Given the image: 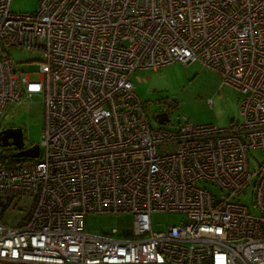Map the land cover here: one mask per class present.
I'll return each instance as SVG.
<instances>
[{
	"label": "built area",
	"instance_id": "1",
	"mask_svg": "<svg viewBox=\"0 0 264 264\" xmlns=\"http://www.w3.org/2000/svg\"><path fill=\"white\" fill-rule=\"evenodd\" d=\"M10 1L0 117L41 94L44 126L37 158L0 162V264H264V0H38L31 13ZM11 49L43 58L24 70ZM174 62L238 91L242 121L154 126L130 76ZM249 148L262 153L254 172ZM248 189L257 215L239 200ZM105 212L134 224L123 237L85 230L88 213ZM152 213L184 218L154 231Z\"/></svg>",
	"mask_w": 264,
	"mask_h": 264
},
{
	"label": "rangeland",
	"instance_id": "2",
	"mask_svg": "<svg viewBox=\"0 0 264 264\" xmlns=\"http://www.w3.org/2000/svg\"><path fill=\"white\" fill-rule=\"evenodd\" d=\"M9 9L14 13H31L38 9V0H11ZM12 59L23 64L27 69V62L39 61L43 58L41 52L11 49ZM130 82L134 87V94L145 107L147 116L154 126V114L163 111L168 114L169 123L163 125L167 130H174L179 124L187 121L192 124H214L217 127L230 125L232 122H241L239 113L241 94L234 88L222 84L219 75L210 68L202 67L193 62L169 63V65L157 69L144 68L136 70L130 76ZM41 94H34L30 98L21 99L20 103H9L1 112L0 131L5 128H20L24 142L40 144L44 126V106ZM170 104L173 108H169ZM11 147H0V162L7 164L6 158L12 154ZM248 163L250 171L258 169L262 153L259 149L249 148ZM42 155V148H40ZM11 158V157H10ZM201 188L207 190L216 197L222 195V191L212 182L200 181ZM252 189H248L239 197L241 203L252 215H257L256 203ZM20 213L15 218L4 215L5 222L12 225L17 223ZM184 216L175 213H152L151 228L154 231H163L166 227L175 226ZM84 228L91 234H111L116 229L120 237L121 229L132 227L134 217L131 213H88L84 218Z\"/></svg>",
	"mask_w": 264,
	"mask_h": 264
},
{
	"label": "water",
	"instance_id": "3",
	"mask_svg": "<svg viewBox=\"0 0 264 264\" xmlns=\"http://www.w3.org/2000/svg\"><path fill=\"white\" fill-rule=\"evenodd\" d=\"M159 124L163 125L169 122V118L166 112H158L154 117ZM23 133L20 128H5L0 131V147H11L15 151L12 154V158H37L39 148L37 144H33L31 147L23 149ZM129 232V231H128Z\"/></svg>",
	"mask_w": 264,
	"mask_h": 264
},
{
	"label": "trees",
	"instance_id": "4",
	"mask_svg": "<svg viewBox=\"0 0 264 264\" xmlns=\"http://www.w3.org/2000/svg\"><path fill=\"white\" fill-rule=\"evenodd\" d=\"M18 159H14V158H8L6 159L5 161H7V163H13V162H16Z\"/></svg>",
	"mask_w": 264,
	"mask_h": 264
},
{
	"label": "flooded vegetation",
	"instance_id": "5",
	"mask_svg": "<svg viewBox=\"0 0 264 264\" xmlns=\"http://www.w3.org/2000/svg\"><path fill=\"white\" fill-rule=\"evenodd\" d=\"M157 114V113H156ZM155 115V114H154Z\"/></svg>",
	"mask_w": 264,
	"mask_h": 264
}]
</instances>
